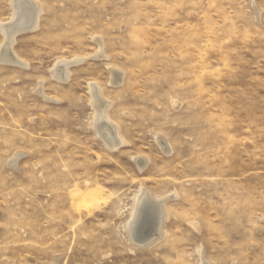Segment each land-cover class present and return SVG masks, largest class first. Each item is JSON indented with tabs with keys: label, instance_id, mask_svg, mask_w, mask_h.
I'll list each match as a JSON object with an SVG mask.
<instances>
[{
	"label": "rangeland",
	"instance_id": "374dc122",
	"mask_svg": "<svg viewBox=\"0 0 264 264\" xmlns=\"http://www.w3.org/2000/svg\"><path fill=\"white\" fill-rule=\"evenodd\" d=\"M37 1L0 62V264H264V0ZM141 188L168 197L156 241L127 229Z\"/></svg>",
	"mask_w": 264,
	"mask_h": 264
},
{
	"label": "bare ground",
	"instance_id": "6f19581e",
	"mask_svg": "<svg viewBox=\"0 0 264 264\" xmlns=\"http://www.w3.org/2000/svg\"><path fill=\"white\" fill-rule=\"evenodd\" d=\"M10 2H12L11 7L13 6V14H12L13 17L8 22L3 23L1 21L2 23H0V29H1L0 31H2L4 36V41H2L3 44L0 45V62H4V63L17 62L20 64H24V62L20 60H15L16 56L14 55L15 52H13L14 51L13 46H15L14 44L20 33L25 32V30L29 31L39 28V23L42 15L41 13H43L44 9L41 3L37 0H11ZM256 13L258 14V16H260L259 14L261 12L259 10H256ZM96 38H97L99 50L97 52L94 51L96 54L93 56L96 58H103L107 56L104 52V42L99 37ZM103 53L105 55H103ZM84 59L86 58L61 60L57 62L55 67H53L51 74H53L52 76H54V78H56L58 81L59 80L61 82L66 81L71 76L70 65L81 62ZM110 70L112 73V78L114 80L112 83L114 84L122 83L124 73L119 71L118 68H115L113 66L110 67ZM91 90L92 88L90 89V92L94 91L98 106V107L96 106L98 110L97 114L94 116L95 122L93 121V124L95 123L94 125L95 130H97L99 132L100 137L104 139L105 146H108L112 149L119 148L120 146L126 144L125 143L126 141L123 135L121 134L119 126L111 120V116L109 114V109L111 108L110 106H112L111 102L104 100L102 89L101 87L98 86V84L93 86V91ZM91 102L93 101L91 100ZM158 139H159L158 140L159 145L163 149L168 148L167 143L163 138H158ZM15 155L16 156L15 157L13 156L14 158L10 160L14 166H16V164L18 163L17 160H19L22 154H20L19 152L18 156L17 154ZM136 161L141 169H144L148 163V159L145 157H138L136 158ZM167 198L168 197H160V196L152 195L149 190L145 188H141L135 200V204L133 207L134 210L132 212V218L131 220L129 219V222H127L129 224L127 229L131 230L134 227V231L138 232L137 237H139L142 240L149 237L151 235L150 233L156 234L153 241H156L159 238H161L165 232L162 222L163 223L166 222V219L168 218L167 216L168 213L166 212V208H165L166 206L165 202L167 201ZM201 258H202L201 261L202 264H212L209 260H207V257L205 256L204 253L201 254Z\"/></svg>",
	"mask_w": 264,
	"mask_h": 264
}]
</instances>
